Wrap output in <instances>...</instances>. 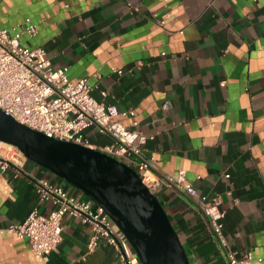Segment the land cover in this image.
<instances>
[{
    "label": "crops",
    "instance_id": "1",
    "mask_svg": "<svg viewBox=\"0 0 264 264\" xmlns=\"http://www.w3.org/2000/svg\"><path fill=\"white\" fill-rule=\"evenodd\" d=\"M26 19L38 34L22 44L68 66L71 81L87 79L98 101L135 110L120 120L147 136L156 172L184 170L200 194L220 196L228 242L264 264V0H0V28ZM85 133L91 148L112 143L96 127ZM38 180L88 198L25 157L19 170L0 172V264H119L104 240L89 250L91 229L78 217H64L46 262L8 231L34 208L49 213ZM154 195L191 264H226L186 197L166 187Z\"/></svg>",
    "mask_w": 264,
    "mask_h": 264
},
{
    "label": "built area",
    "instance_id": "2",
    "mask_svg": "<svg viewBox=\"0 0 264 264\" xmlns=\"http://www.w3.org/2000/svg\"><path fill=\"white\" fill-rule=\"evenodd\" d=\"M37 34L38 27L30 19L11 31L0 28V109L32 130L65 142L91 147L85 133L89 127L109 135L112 143L104 146L102 152L133 168L153 194L166 187L186 197L206 217L209 233L226 264H249L252 255L238 256L224 234L226 213L220 196L200 194L187 182L184 170L175 176L158 174L155 161L145 152L147 136L120 120V116H134L135 110L122 112L116 105L98 101L87 79L71 81L68 66L54 68L44 48L22 44L23 36L32 38ZM101 94L107 96L106 92ZM24 157L18 147L0 141L1 173L11 167L19 170ZM36 192L40 202L51 204L49 213L42 214L34 208L23 222L10 224L8 231L28 241L43 261L60 245L62 221L69 215L78 217L91 229L89 250L104 240L118 251L119 264H141L127 236L89 198L78 199L63 186L46 180H38Z\"/></svg>",
    "mask_w": 264,
    "mask_h": 264
},
{
    "label": "water",
    "instance_id": "3",
    "mask_svg": "<svg viewBox=\"0 0 264 264\" xmlns=\"http://www.w3.org/2000/svg\"><path fill=\"white\" fill-rule=\"evenodd\" d=\"M0 141L83 192L128 238L141 264H191L159 199L127 164L91 147L49 138L0 109Z\"/></svg>",
    "mask_w": 264,
    "mask_h": 264
}]
</instances>
